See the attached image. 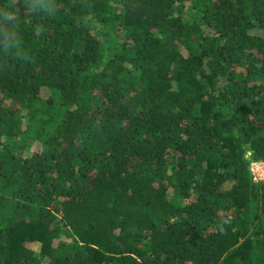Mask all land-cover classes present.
Returning a JSON list of instances; mask_svg holds the SVG:
<instances>
[{"label":"trees","instance_id":"obj_1","mask_svg":"<svg viewBox=\"0 0 264 264\" xmlns=\"http://www.w3.org/2000/svg\"><path fill=\"white\" fill-rule=\"evenodd\" d=\"M247 152L264 0H0V264H264Z\"/></svg>","mask_w":264,"mask_h":264},{"label":"rangeland","instance_id":"obj_2","mask_svg":"<svg viewBox=\"0 0 264 264\" xmlns=\"http://www.w3.org/2000/svg\"><path fill=\"white\" fill-rule=\"evenodd\" d=\"M140 15H141V14H140ZM37 146H39V145H36V144H35V145H30V146H28V148H26V149L22 152V155H23V156H28V155H30V154L35 150V148H36ZM246 158H247L248 160L251 159V158H250V155H249L248 152L246 153ZM167 197H168L169 200L174 201V202H184V198H182V196L176 194V193L173 192L172 190H169V191L167 192ZM69 235H70V231L67 229V230L63 231V232L60 234L59 238L64 239V238H66V237L69 236ZM32 247H33L35 250H38L39 243H34V244H32Z\"/></svg>","mask_w":264,"mask_h":264},{"label":"built area","instance_id":"obj_3","mask_svg":"<svg viewBox=\"0 0 264 264\" xmlns=\"http://www.w3.org/2000/svg\"><path fill=\"white\" fill-rule=\"evenodd\" d=\"M249 171L254 182L264 181V159L262 160H250Z\"/></svg>","mask_w":264,"mask_h":264}]
</instances>
